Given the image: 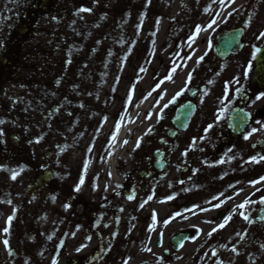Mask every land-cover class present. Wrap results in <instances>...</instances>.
Here are the masks:
<instances>
[{"label":"flooded vegetation","instance_id":"flooded-vegetation-1","mask_svg":"<svg viewBox=\"0 0 264 264\" xmlns=\"http://www.w3.org/2000/svg\"><path fill=\"white\" fill-rule=\"evenodd\" d=\"M23 1L0 18V29L11 23L0 34L1 118L24 38L37 19L57 12L58 0ZM158 5L87 0L85 25L73 26L69 68L45 67L55 103L42 88L22 120H0V240L9 250L2 264H264V137L260 144L228 125L233 110L253 119L264 96L253 83L264 0L211 1L216 34L242 28L240 49L220 58L203 41L184 78L169 79L172 95L150 133L112 157L93 150L103 126L115 130L140 100ZM84 54L88 64L78 66ZM187 105L191 118L180 129L174 117ZM35 218L40 227L29 231Z\"/></svg>","mask_w":264,"mask_h":264},{"label":"rangeland","instance_id":"rangeland-1","mask_svg":"<svg viewBox=\"0 0 264 264\" xmlns=\"http://www.w3.org/2000/svg\"><path fill=\"white\" fill-rule=\"evenodd\" d=\"M10 1L11 2H13V0H0V18L1 17H3L4 16V14L6 13V11H7V9L9 8V9H11L10 8ZM86 2H87V0H76V3H78V6L80 7V8H83V7H85L86 6ZM114 3L117 5L118 4V0H114ZM201 3H203V1L201 2ZM65 6H66V8H67V5L66 4H64ZM175 6V3H173V7ZM168 7H169V5H167V6H162L161 7V9H160V11L161 12H163V10L164 9H168ZM174 9L172 8V11H173ZM199 11V10H198ZM159 12V11H158ZM166 12H171V10H167ZM69 13H71L72 15L73 14H75L74 15V18H76V19H85L86 18V15H85V12L84 11H78L77 13L78 14H76V12L74 11V10H69ZM72 15H68V16H65L67 19H68V21L66 22V24H67V27H66V29H69L70 28V25H71V22H73V20H74V18L72 19ZM186 18V17H185ZM187 18H189V17H187ZM190 19H192V20H194V18H190ZM83 20H81V23L83 22V23H85ZM185 21L182 23L181 22V26H177V27H175V29L174 30H172V32H171V43H170V47H169V49L170 48H172V46H173V42L174 41H177L178 40V35H177V32L179 33V34H181V29L180 28H184L185 27ZM70 24V25H69ZM166 26L164 25V22L162 23V27H161V29H160V31H159V35H156V40H158V43L160 44L161 42H163L164 41V39H165V37L162 35V33H164V28H165ZM190 26L188 25V24H186V27H185V29L184 30H186L187 31V29L189 28ZM46 30V32H42L41 33V35L40 36H37L36 37V39L35 40H31V42H30V44H29V46H27V56L30 58V60H31V67H34V66H36L37 64L38 65H40V61H41V64H42V62H44V63H47V61H45L44 59H40V56H39V52L42 54L41 56L42 57H45V55H44V52L43 51H45V50H47L48 48L46 47V43L48 42V40H49V38H50V35L52 34V32H53V29H52V27H43L42 28V31H45ZM84 35H86V33L84 34ZM184 35H186V33H184L183 34V36H182V38L180 39V47H179V49H178V52H177V55L174 57V59L173 60H175L176 61V63L178 64V65H180L179 63H181V62H183V59H184V57L183 56H189L190 54L187 52V47H188V45H189V43L192 41V38H191V40H187V38H188V36H187V38L184 36ZM195 53H198V44L196 45V51H195ZM26 55V54H25ZM197 56H199V54H197L196 55V57ZM159 62V61H158ZM164 64H165V62H164ZM166 65V64H165ZM164 65V66H165ZM174 65H176L175 63H173L172 62V64L170 65V67L171 66H174ZM154 66H155V69L157 70V71H160V74H163L164 73V69H159L158 68V65H156V64H154ZM159 67H161L162 68V66L160 65ZM172 70L173 69H175V70H178V68H171ZM146 77H148V76H146ZM48 80V76L46 77V81ZM159 82L160 80H155L153 83H155V82ZM143 83H145L144 82V80L142 81ZM163 83H164V80H163ZM51 86H53V80L52 79H50V83H49ZM143 86V85H142ZM143 89H144V87H143ZM143 99H144V96H143ZM258 128H260V125H258V126H254V129H258Z\"/></svg>","mask_w":264,"mask_h":264},{"label":"snow or ice","instance_id":"snow-or-ice-1","mask_svg":"<svg viewBox=\"0 0 264 264\" xmlns=\"http://www.w3.org/2000/svg\"><path fill=\"white\" fill-rule=\"evenodd\" d=\"M221 2H223V0H221ZM233 2H234V0H233ZM80 11H90V10H88V9H81ZM229 15H231V14H229ZM209 27H211V25H209ZM260 37H264V32L260 33ZM201 59H202V58H201ZM174 70H175V69H173V71H174ZM169 79H170V78H169ZM186 83H187V81H186ZM177 95H179V93H178ZM260 98H261L260 96H257V99H260ZM150 118H151L150 116H147V117H146V119H150ZM257 123H259V121H258ZM209 127H211V125H210ZM253 131H256V130L254 129ZM150 132H151V129L148 130V133H150ZM148 133H146V134H148ZM113 139H115V137H113ZM140 139H142V138H138V140H137V147L139 146ZM245 139H248V137L246 136ZM125 143H126V142H125ZM261 159H264V157H261ZM12 179H16V175H15V174L12 176ZM261 179L264 180V178H261ZM258 182H259V181H258ZM80 184H81V185L83 184V180L80 181ZM79 190H80V187L77 186V188L75 189V191H79ZM260 202H261V203H264V199H262ZM244 206H245L244 204L238 205V207H241V208L244 207ZM67 207H69V206L66 205L65 208L67 209ZM11 219H12V218L9 217V222L11 221ZM226 219H230V217H229V218H226ZM244 219L247 220L248 217L245 216ZM224 226H225L224 224L219 225L220 228H223ZM214 231H215V229H214ZM209 235H211V233H209ZM4 243H5V245L7 246V241H5ZM262 247H264V246H262ZM77 251H80V249H77ZM129 259H130V258H129ZM125 264H128V261H125Z\"/></svg>","mask_w":264,"mask_h":264},{"label":"bare ground","instance_id":"bare-ground-1","mask_svg":"<svg viewBox=\"0 0 264 264\" xmlns=\"http://www.w3.org/2000/svg\"><path fill=\"white\" fill-rule=\"evenodd\" d=\"M137 110H134L133 115L135 114ZM128 129V127L126 125H122L119 127V129L117 130L116 134H115V139H113L111 146L109 148V150H115V148L117 147V144L119 143V141L121 140V138L123 137V135H126V130Z\"/></svg>","mask_w":264,"mask_h":264},{"label":"water","instance_id":"water-1","mask_svg":"<svg viewBox=\"0 0 264 264\" xmlns=\"http://www.w3.org/2000/svg\"><path fill=\"white\" fill-rule=\"evenodd\" d=\"M258 63H259V62H258ZM263 71H264V70H263V64H262V63H259V64H258V72L262 74Z\"/></svg>","mask_w":264,"mask_h":264}]
</instances>
